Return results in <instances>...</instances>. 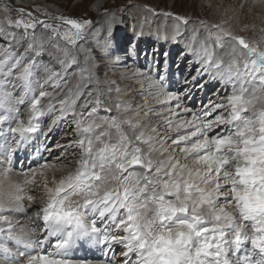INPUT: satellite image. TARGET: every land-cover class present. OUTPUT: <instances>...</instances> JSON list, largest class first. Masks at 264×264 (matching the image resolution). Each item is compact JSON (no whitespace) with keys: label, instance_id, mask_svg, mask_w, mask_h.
I'll return each instance as SVG.
<instances>
[{"label":"snow or ice","instance_id":"snow-or-ice-1","mask_svg":"<svg viewBox=\"0 0 264 264\" xmlns=\"http://www.w3.org/2000/svg\"><path fill=\"white\" fill-rule=\"evenodd\" d=\"M0 10L10 26L22 25L26 35L37 24L51 29L53 36L61 35L60 26L35 18L12 21V9L4 5ZM57 19L74 30L62 34L72 44L91 24L90 20L62 16ZM177 19L188 23L185 18ZM213 27L217 31L210 33L208 42L201 44L199 49L192 46L201 65L197 76L207 74L211 79H219L225 87H231V92H225L223 102L211 105L206 114L215 112L214 118L203 122L195 131L154 138L145 134L138 121L109 116L102 123L85 122L83 113L77 118L72 95L58 101L59 109L51 103L47 109L41 105L48 92L41 90L39 96L33 95L29 120L26 124L17 120L15 127L9 128L11 143L5 140L0 150V163L11 165L15 153L26 147L31 139L29 134L41 130L39 123L34 121L46 111L59 112L53 118V125L69 114L73 116L79 138L69 144L79 147L80 156L74 171L59 181L53 179L54 187L48 186L47 179L44 181L47 201L36 215L43 221L46 236L36 241L13 237L18 244L34 247L42 245L47 237L57 236L54 245L57 251L29 255L21 264H74L67 253L81 239L103 246L123 245L124 260L117 264H264V50L222 25ZM112 32L110 23L109 42ZM142 34L137 33L138 36ZM28 47L36 55L44 50L43 43L39 46L29 43ZM217 49L221 51L218 53ZM64 55L66 59L60 61L63 66L75 63L76 58H69L66 50ZM2 66L3 61H0ZM36 67L35 60L22 66L18 78L25 82V89L29 88ZM58 75L50 73L49 80ZM166 78V75H158L153 81L158 89L156 99L161 104L177 99L176 94L165 89ZM0 93V109L18 113L11 101L15 99L23 104L25 96L17 98L2 85ZM179 106L177 103L176 107ZM115 107L120 109L123 105L117 103ZM96 111L95 107L91 109V113ZM107 111L111 112V108ZM7 118L0 114V123ZM175 127L180 129L185 125ZM151 131L158 133L159 130L153 128ZM169 141L178 146L185 160L191 159L199 167L181 164L174 155L155 159L157 153L164 156L169 151L165 147ZM142 145L147 146V150ZM38 167L47 169L55 165L45 161ZM41 174L46 176V172ZM33 182L34 176L25 174L23 184ZM17 191L15 207L22 209L24 187L18 186ZM27 198L32 200L31 195ZM6 210L11 209L0 201V224L9 221L4 215ZM89 213L93 217L91 221L86 219ZM96 217L104 222V231L96 225ZM3 232L0 226V233ZM246 243H250L260 259L253 261L251 257L238 255ZM2 250L6 254L11 251L7 247ZM19 255L26 254L20 252ZM231 256L237 258L231 260Z\"/></svg>","mask_w":264,"mask_h":264},{"label":"rangeland","instance_id":"rangeland-1","mask_svg":"<svg viewBox=\"0 0 264 264\" xmlns=\"http://www.w3.org/2000/svg\"><path fill=\"white\" fill-rule=\"evenodd\" d=\"M245 3V5H240L238 7L236 3L232 2V0H0V7L6 5L10 9H12L10 14V19L12 21H15L16 19H23L27 21L30 18H35L38 21H46L53 26H60L58 31L61 33L60 36H53L51 29H45L42 25L37 24L36 28L34 30L29 29L26 35L22 25L20 27H16L14 24H12L10 26L8 23V19L5 18L3 11L0 10V61H3V66L0 67V73L3 74L0 75V85H2L1 81H6L7 84L10 83L11 85L7 88V91L12 93L13 96L17 98L21 95H24L25 102H27L26 96L28 95V93L39 96V92L41 90L49 93V95L44 97L42 100H45L49 96L51 97L52 94L55 93V91L66 84V80L68 79V76L70 77V74L74 77H77V75H79L78 77L80 81H86L87 77L82 76L81 72L82 68H84L85 66L84 63H88L87 60L85 62L83 61L84 56L91 55V49L87 42L90 39H93V37H91V30H93V28L100 27L99 25H101V27L103 26L102 28L105 27L104 22L98 23L99 20H102L99 18L101 16L103 17L104 15H108V17L110 16L115 18L116 23H120V29L118 26L114 27L112 32L113 36H116V41L118 39L120 42H118L117 44L116 42H114L109 52H112V54H110L112 56V59L114 57H117L118 59L119 56H122V62H120L121 60H119V62L113 60L114 63L112 61L105 63L106 57H104L102 53L96 51V53L92 54L94 56L86 66H88V68L91 70L93 69L92 71H94L97 75H93V73L90 77L87 78V80L94 82L96 84V87L89 88L81 86V91H79L80 89L78 90L81 94V97H83L85 101H88V98L90 96L92 97V92L96 91L95 88L98 90H102L104 93L108 92V96H112L114 94V88L117 90L115 92V97H117V95L122 94V91H118L121 88L119 86V82L128 83L127 88L130 89L132 93L133 103H136V105L134 104V106L136 107L138 104V113L136 115L137 118L139 114H144L146 119L152 118L154 119L153 121L156 125L161 124L165 128L164 134H161L160 137L163 138L166 137V135L175 137L178 132L185 131L184 129H175L173 133H169V129H172L171 126H173L172 122L171 126L169 125V121L172 120L171 117L173 116L171 107H169L170 109H167L168 106H166V104L162 105L160 104V102L158 103L156 99L157 95L155 96L153 94L155 96L154 97L151 95V92H148L150 86H148L147 83L140 82L139 80H137L138 82L136 81V78L133 75V71H130V69L132 68L128 66L129 63H135V65L133 66L135 67V69H137V71H142L148 78L156 80L158 75L164 73V64L167 60L169 63V69L165 73V75L167 74L168 77H170L168 78V81L170 80L171 84L168 86L164 83L166 87L165 89L170 91L173 90L172 92H176V95H180L181 98L184 99L185 104H189L188 107L190 109V112L188 114L194 117L196 119V122L198 121L197 123L202 126L203 122L207 121L209 118L213 119L215 116V112L206 114L210 112L211 105L214 103L223 102V96L225 92L227 91L230 93L231 87L227 86V88L221 90V88L225 86L221 82H219L221 86H217L219 83L212 86L205 85L209 76H197V70L199 69V66L197 65V62H191L192 58L190 57V55H188L187 51L184 48V45H186L187 42H184L183 34L186 33L187 41H191L192 39H194V35H196L195 37H198L199 31H203L206 34L205 42H208L210 33L217 31V29H215L213 25L218 24L222 25L226 30L231 31L236 35L245 37V39H247L253 46H258L260 49L264 50V19L259 18V16L257 15H250L251 7L247 5L248 2ZM211 6H213V8H211ZM133 10L145 12L147 16L144 17L142 21V24L144 25L149 22L150 24H152L151 22H153V19L155 20L158 18H167L175 20L177 25H179L178 23H180V25L182 26V30L187 26L194 25L195 33H193L194 31H182L176 37L177 40L175 39L172 46L169 48L167 44L168 42L165 43V40L163 42H158V39L149 36L150 34H142L139 36L136 35L131 27V21L133 20L131 18V15ZM29 13L31 14V17L28 16ZM61 16L76 19L78 21H91V24L86 26L82 30V35L79 39L76 40L75 44H72L68 40H65L63 38L62 34L66 31H70L71 29L70 26L63 25L62 21L57 19V17ZM135 17H137V15ZM177 17L187 19L188 23H181L180 20L177 19ZM237 17H239L240 19V24L234 25L235 18ZM143 37H146L147 39L145 43ZM214 39L215 38L212 37V42H214ZM200 42L201 41H197L198 46ZM29 43H33L37 46L43 43L44 50L42 51V54L36 55V52L28 47ZM97 48L102 50V48L100 47ZM168 49L171 52H169ZM65 50L67 51L69 58L73 56L76 58V64L78 65H74V63H72V67L67 68L60 63V61L66 59L64 55ZM216 51L219 53L221 50L217 49ZM166 53L167 55H165ZM187 57L190 58L188 59ZM180 58L181 66L179 64H176ZM30 60H35L37 62V67L31 77V79L34 81H31L29 84V88L25 89V82L20 80L18 77L22 72V66L28 63ZM17 61H19V63H17ZM149 63H151L152 67L148 65ZM10 66H13L11 71L9 70ZM97 67H102V69H97ZM127 67L128 69H126ZM153 69H155L156 75H152L153 73H151V70ZM52 72L58 73L59 75L52 77V79L49 81V75ZM76 72H78V74H76ZM6 75H10V78H8ZM114 75L117 76V78L114 79ZM176 76H178L179 78H177ZM187 77L189 78L187 79ZM193 77H196V79L194 80ZM14 83L17 85L19 84V86L18 88L11 89ZM200 85L203 86L201 87ZM209 85H211V82H209ZM2 86L4 88V85ZM89 90H92V92L89 93ZM76 93L77 92H75V94L73 95L74 97L76 96ZM212 94L215 95L212 96ZM115 97L114 104L121 103V105H123L122 103L124 100H120ZM126 103L127 102L125 101V104ZM99 105L101 108L105 109L106 104H101L100 102ZM162 106H166L165 109L169 111H165L164 108L162 109ZM111 107L113 108V106ZM123 108L128 110L130 109V107L128 108V106H125ZM115 110L116 114H120L119 116L122 115V107L120 109L116 108ZM80 112L84 114L83 111H78V113ZM47 114L48 113H45L43 117H45ZM58 115L59 114H55L52 116L55 117ZM52 116H50L51 118L49 117L47 120L45 119V127L43 126L42 129L39 130V133H37V136L39 138V134L43 130L42 136H44V138L42 141H40V147L37 152H29V155L31 157L43 150L42 144L43 142H45L46 136L48 134L44 132L47 131L49 123L53 121L54 117ZM23 117L25 116H21L19 120L23 121ZM98 118L97 121L99 120ZM167 119L168 122L166 121ZM72 125L74 127V124ZM70 131H72V127L69 122H63L62 128L58 129L55 132L56 139L50 144V149L48 150L52 149L54 143H59L61 142L60 140L66 141L65 137L63 139L61 138L65 136L66 132L69 133ZM1 141V143H5V140ZM27 147L30 146L28 145ZM165 147L169 149V151H167V155L176 156V158L180 160L181 164L187 163L190 168L199 167V165H197L191 159L185 160L184 154L179 152L177 145H173L169 141L167 145H165ZM53 154L54 152H51L50 156L48 157L45 154L44 156L46 157V159H44L43 162L29 166L27 170L20 171L19 166L17 168L16 164H12L9 167L8 163L6 168L12 170L15 175L22 176L25 175L26 171L33 170L38 165L45 163V161L49 163L51 161V157H53ZM60 157L61 156L59 155V158ZM66 157V154H64V158ZM160 157L161 156L159 155V158ZM25 162L27 163V161ZM58 162L60 161H57L56 164H58ZM17 164H21V161L17 160ZM51 169H53V167ZM0 170L3 171L4 169L0 168ZM45 172L47 175H50L49 171ZM34 182H37V179H34ZM50 183L52 182L49 180L48 184ZM35 216L36 218H38L37 215ZM37 225H43L42 220H39V218L37 219ZM8 226L10 225H6L4 227ZM40 228L34 229L33 232L36 230V233H34L39 234L41 231ZM2 234L5 233L3 232ZM52 242L54 244H52ZM49 244L50 246H48V250L53 252L55 250V241L49 240ZM109 248L111 250H109ZM95 251L96 252L90 251V253L86 248H82V256H74L71 259L82 261L90 260L103 263H105L106 261H111V264H116L117 262L124 260L122 253L125 251V249L123 248V245L118 243H110L109 246L102 245L100 248H98V250ZM239 251L243 252L246 257H251L253 260L255 258V255H257L258 259H260L259 254L251 248L250 243L242 245ZM27 255L29 256L30 253L27 252ZM27 255L26 257H24V259L28 257ZM1 258L2 257H0V259Z\"/></svg>","mask_w":264,"mask_h":264},{"label":"bare ground","instance_id":"bare-ground-1","mask_svg":"<svg viewBox=\"0 0 264 264\" xmlns=\"http://www.w3.org/2000/svg\"><path fill=\"white\" fill-rule=\"evenodd\" d=\"M232 2L236 3L238 7L240 5L243 6V5L246 4L245 2H248L247 5L249 7H251L250 15L251 14H253L254 16L257 15V16H259V18L264 19V0H232ZM211 8H213V6H211ZM136 15H137V17H135ZM146 16L147 15L145 14L144 11L133 10L132 11V15H131V18L133 19L131 21L132 30L136 33V35H137V33H140V32H142L143 35L144 34H150L149 36L157 38L158 42H163L165 40V43L168 42L167 44H168L169 48L172 46V44L175 41L176 37L182 31H194V25L187 26L185 29L182 30L181 29L182 26L180 25V23H178L179 25H177L175 20L167 19V18H158V19H155V20L153 19L152 20L153 22H151L152 24H150V22H149V23L144 25V24H142V21H143L144 17H146ZM99 19H102V20H99L98 23L104 22L105 23L104 26L106 28L105 27L102 28L103 26L101 27V25H99L100 27L93 28V30H91V35H92L91 37H93V39L92 40L90 39L87 42L89 47H90V49H91V51H90L91 55L90 56H86L85 55L83 61L85 62L87 60V62L89 63L91 61L92 57L94 56L92 54H94V53H96V51H98V52L102 53L104 57H106L105 58L106 59L105 63H108V62H111V61L114 63L113 60H116V62H119V60H121L120 62H122V59H121L122 56H119L118 59H117V57H114L112 59V56L110 55V54H112V52H109L110 48H111V46H113L114 42H116V44H117L120 41L118 39L116 41V38H115L116 36L114 37L113 34H112L111 35V42H109L110 38H109V34H108V26H109L110 23H112L113 29H114V27H117V26L120 29V23H116L115 18L110 17V16L108 17V15L107 16L104 15L103 17L101 16ZM190 24H192V23H190ZM237 24H240L239 17L235 18V24L234 25H237ZM103 33H104V35H103ZM193 33H195V31ZM183 35H184L183 36L184 42H187L188 46L190 45L189 47L195 45V47L197 49H199L201 44L206 43L205 42L206 34L203 31H199V36L198 37H195L196 35H194V39H192L191 41H187L186 33H184ZM143 39H144V43H145V41L147 40L146 37H143ZM37 40H39V39H37ZM197 41H201L203 43L200 42V44L198 46L197 45ZM97 47L102 48V50H100ZM187 49L188 48H186V50ZM168 51H169V49H168ZM169 52H171V51H169ZM180 60H181V58L179 59V61L176 64H179L181 66V64H180L181 61ZM88 63H84L85 66H84V68H82V72H81L82 76H84V77L86 76L87 78L90 77L93 73H94L93 75H97L94 71H92L93 69L91 70V69L88 68V66H86ZM74 65H78V64H76V60H75ZM133 65H135V63L134 64L129 63L128 66H130L132 68V69H130V68L129 69H130L131 72L133 71V75L135 76L136 81L139 80L140 82L147 83L148 86H150V89H148L149 90L148 92H151L152 96L158 95V89L153 85V81L154 80L148 78L147 76H145L142 71H137V69H135V67ZM153 66H155V65H153ZM65 67L69 68V67H72V66L70 64V65L65 66ZM97 69H102V67H97ZM97 69H96V71H97ZM126 69H128V67ZM124 70H125V67H124ZM78 72H76V74H78ZM1 74L2 73H0V75ZM78 76L79 75H77V77H74L73 75L70 74V77L68 76V79L66 80V84L63 87H61L60 89H58L57 91H55V93H53L51 97L49 96L45 100H41V105L45 109H47V106L49 105V103H51V104L55 105L56 109H59L60 105H59L58 101L61 100V99H65L69 95H72V98H74L75 101H76L75 111L77 113V118H79V114L82 113V112L78 113V111H83L84 112L83 120L85 122L92 121V120L95 119V122L102 123L103 120L106 117L111 116V117H116L118 119H130V120H133V121H138L139 125L144 127L145 134L146 135H151L154 138H156L158 135L161 136V134H164L165 128L161 124L156 125L155 122L153 121L154 119H152V118L151 119H149V118L146 119L144 114H139V116L137 118L136 115L138 113V111H137L138 110V107H137L138 104H137L136 107L134 106V104L136 105V103H133L132 93H131L130 89L127 88V84L128 83H125V82L120 83L119 82V86L121 88L118 91H122V94L121 95H117V97H115V92L117 90L114 89V88H113L114 94L113 95L110 94L112 96H108V94H107L108 92L104 93L102 90H98V89L95 88L96 91H94V92H92V90H89V93L90 92L93 93L92 97L90 96L88 98V101H85V99L83 97H81V94L79 92V91H81V86L91 88V87H96L95 86L96 84L94 82L90 81V80H87V78H86V81H84V82L82 80L80 81ZM7 77L10 78V75H8ZM113 78L115 79V78H117V76L114 75ZM120 78H121V76H120ZM188 78L189 77H187V79ZM215 80L212 79L210 81L211 85H213ZM207 81H209V80H207ZM217 81H219V80H217ZM1 83H2V85H4L5 89L10 87V85H11L10 83L7 84L6 81H1ZM18 86H19V84L17 85V84L14 83V85L11 87V89L18 88ZM225 88H227V87H225ZM223 89L224 88H222V90ZM75 92H77V93H76V96L74 97L73 95L75 94ZM172 93L175 94L176 92H172ZM214 95L215 94H212V96H214ZM148 96H150V95H148ZM114 97L118 98L120 100H124L123 103H122L123 107H125V106H128V108L130 107L129 110L122 107V115L121 116H119L120 114H116V110H115L116 109V107H115L116 104H114ZM31 99H32V97L29 98V100H27V102L24 101L23 105H19L16 102L15 99H13L11 101L12 107L14 109H18V115L19 116L21 115V116L28 117L30 115L29 108H30ZM97 101L101 102V104L102 103L106 104L105 109L101 108L100 105L97 104ZM125 101L127 102L126 104H125ZM177 103H179V105H180L179 107H176ZM162 105H164V104H162ZM111 106H113L114 109ZM166 106H168L167 109H170L169 107H171V112L173 111L172 112L173 116L171 117L172 118L171 122L173 123V126H171L172 129H169L170 130L169 133H173L174 130L177 129L175 126L178 125V124H182V123L185 125V127L184 128H180V129H184V131H186V130L187 131H189V130L195 131L196 128L200 126L197 123L198 121L196 122V119L188 114L190 112V109L188 107L189 104L188 103L185 104L184 99H182L180 95L177 94V99H173L168 104H166ZM94 107L97 108L96 113L89 115V113H91V109L94 108ZM165 107L162 106V109L163 108L165 109ZM109 108H111V112L107 111V109H109ZM167 109H165V111ZM167 111H169V110H167ZM162 112H164V111H162ZM171 112H169V113H171ZM0 113H4V114H6L5 116L8 117L2 123H0L1 127L5 126L6 124H8L9 121L11 123H13L12 114L7 112L5 109H0ZM45 113H48V112L46 111ZM55 114H59V112L56 111ZM155 115H157V114H155ZM165 115H168V114H165ZM43 118L44 117L41 116L38 121H34V122L39 123L40 129H42V127L44 126L42 124ZM97 118L99 119L98 121H97ZM162 118H164V117H162ZM211 119L212 118H209L208 120H211ZM166 121L168 122V119ZM63 122H67V123L69 122V124L72 127V131H70L69 133L66 132L65 136H63L61 138V139H63L65 137L66 141L60 140L61 142L54 143V146L51 149L52 152H54V154H53V157H51V161L49 162V164L50 165H55V167H53V169H51L52 167H50V168H47V169L43 170V169H41V168H39L37 166L36 168L33 169V170H35L34 173L31 170L25 172V174H28L30 177L34 176V179H37V182H33L31 184L24 185L23 181L25 179V175H22V176L15 175L12 170H9V169L6 168L7 167V162L0 163V168L4 169L3 171L0 170V201H2L7 208L11 209L10 211L6 210L4 212L5 213L4 215L9 217V221H6V222H3L2 224H0V226H2L4 228V233H5V234L0 233V254H1L0 257H2L0 259V264H21V262L22 261H26L27 258L24 259V257H26V255L25 256H21V255H19V253L20 252H24L25 253L28 250L32 251V250H34L36 248H38L39 252L43 251L42 252L43 254H48V253L52 252L50 250L49 251L44 250V243L42 245H39V246L26 247L25 244H18L13 237H20L21 239H23L25 241H28V240H32V241L40 240V234H35L36 230L34 231L35 233L33 232V230L36 229V228H40V226L37 225V219L38 218H36L35 215L37 214L38 210L41 207H43L44 204L47 201V194H46L45 189H44V181H45V179H47V181L50 180L52 182L54 178H55L56 181H59V179L61 177L66 176L70 171H74L76 166H77V161H78L79 156H80L79 147L78 146L72 147L69 144V142L72 141L73 139L79 138L78 137V133H77V123H76V120L73 118V116L71 114L67 115V117L64 118V119L58 120L55 123V125L52 124V121L49 123L47 131L44 132V133H48V134L46 136L45 142H43V144H42V147H43V150H44L46 148V146H50V144L56 139L55 132L58 129L62 128V123ZM72 124H74V127H73ZM125 127H127V126L125 125ZM153 128L158 129L159 130L158 133L152 132L151 130ZM49 129H51V130H49ZM180 129H178V130H180ZM37 133H39V131L36 132V135H37ZM73 134H74V136H73ZM31 143L32 142L28 141L26 147L28 145L31 146L30 145ZM58 145H60V146L58 147ZM157 146L159 147V144ZM142 147H144L145 150H147V146L142 145ZM24 150H26L25 147H22L19 151H17L15 153L14 156L19 157L21 160H23V158L25 157ZM64 154H66V156H67L66 158H64ZM59 155L61 156L60 158H59ZM166 157H168L167 152H165L164 156H161L160 158L161 159H165ZM154 158L159 160L160 159L159 158V154L157 153ZM57 161H60V162H58V164H56ZM12 164H14L13 160H12L11 165ZM25 164H26V162H25ZM45 171H49L50 175L46 174V176H45V175L41 174L42 172H45ZM18 186H23L24 187L25 198H24L23 201L20 202L23 205L22 209H18V208L15 207V203L16 202H15L14 198H15L16 195L19 194L18 191H17ZM48 186L49 187H54V185L52 183L48 184ZM28 195L32 196L31 202H29L30 200H28V198H27ZM86 219L88 221H91L93 219L91 213L88 214ZM6 225H10V226L4 227ZM96 225L101 229V231L105 230L104 229V222H102L99 219V217H96ZM89 228H91V223H89ZM9 229H11V235L9 234ZM49 239L54 240L55 243H56L58 237L57 236L47 237L44 240V242L45 241L48 242ZM52 244H54V243L52 242ZM21 246H23V249L21 248ZM94 246H95V244L85 243L83 241V239H81L79 242L74 243L72 245V247L68 250V253H67L68 258L71 259L72 257L78 256V255L82 256L81 255L82 254V248H84V249L86 248L87 251H89V252L91 251L92 252V249L94 248ZM4 247L9 248L11 250L10 253H8V254L4 253L3 250H2ZM56 251H57V249H55L53 252H56ZM39 252L36 253V254H39ZM94 252H96V251H94ZM83 253H85V252H83ZM30 255H32V254H30ZM238 255L240 257H246L244 255V253L240 252V251H239ZM236 258H237L236 256H231L230 257L231 260H235ZM257 259H258V257H257V255H255V258H254L253 261H255ZM71 260H73V259H71ZM73 262H74V264H84V263L85 264H92V263L93 264H105L103 262L90 261V260H86V261L85 260L84 261H82V260H73Z\"/></svg>","mask_w":264,"mask_h":264}]
</instances>
